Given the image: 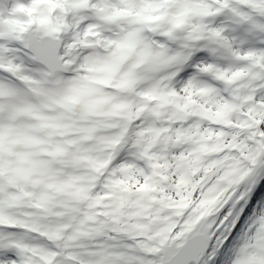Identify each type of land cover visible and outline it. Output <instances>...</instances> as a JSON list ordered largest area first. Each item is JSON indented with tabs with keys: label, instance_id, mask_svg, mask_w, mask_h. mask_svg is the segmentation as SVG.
<instances>
[{
	"label": "snow or ice",
	"instance_id": "obj_1",
	"mask_svg": "<svg viewBox=\"0 0 264 264\" xmlns=\"http://www.w3.org/2000/svg\"><path fill=\"white\" fill-rule=\"evenodd\" d=\"M0 264H264V0H0Z\"/></svg>",
	"mask_w": 264,
	"mask_h": 264
}]
</instances>
